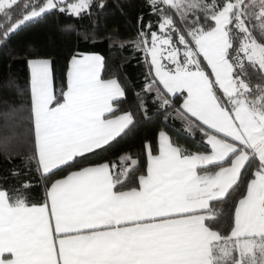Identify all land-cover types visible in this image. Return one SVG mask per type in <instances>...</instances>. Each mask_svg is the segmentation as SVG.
Segmentation results:
<instances>
[{"label":"snow or ice","instance_id":"1","mask_svg":"<svg viewBox=\"0 0 264 264\" xmlns=\"http://www.w3.org/2000/svg\"><path fill=\"white\" fill-rule=\"evenodd\" d=\"M20 3L0 0V37L53 10L90 15L94 0H28L14 19ZM141 6L157 31L138 15L137 40L120 46L144 52L142 92L155 91L161 106L167 94H186L181 115L199 122L210 151L192 152L160 131L157 154L147 139L142 146L144 166L129 152L93 161L137 123L131 112L116 115L125 88L104 78L98 54L73 55L58 94L52 61L28 60L34 147L26 163L35 162L43 191L37 203L29 182L0 186V264H264V0ZM105 38L120 39L118 30ZM230 193L237 199L222 232L213 202Z\"/></svg>","mask_w":264,"mask_h":264},{"label":"trees","instance_id":"2","mask_svg":"<svg viewBox=\"0 0 264 264\" xmlns=\"http://www.w3.org/2000/svg\"><path fill=\"white\" fill-rule=\"evenodd\" d=\"M27 2L21 0L18 9L14 6V19L18 14H23V4ZM96 2L94 0L90 15L85 14L82 18L53 10L22 26L10 34L9 38L0 37V186L11 188L29 182L35 185L29 198L37 203L41 201L44 181L35 171V162L26 163V157L32 155L34 147V131L30 119L31 74L27 63L30 58L43 57L52 61L54 90L57 94L65 79L70 58L87 52L101 54L105 61L104 78L115 77L125 88L126 99L118 102L120 111L116 115L131 112L137 123L124 138L114 142L107 151L94 156L93 161L105 162L106 159L112 160L129 152L144 166L146 155L142 146L147 139L153 145V154H157L160 131H165L174 144L182 145L192 152L210 149L207 143L167 120L166 116L171 112L183 113L182 102L186 94H167L170 104L161 106L155 91L142 92L149 72L144 52L137 50L135 44L120 46L122 40H137V33L141 30L137 22L138 15L143 14L145 25L153 22V31H157V17L151 14L150 9L141 6L142 0H104L103 8L96 7ZM4 22L0 18V23ZM114 29L118 30L120 39L109 42L105 37ZM84 35L89 39L85 40ZM158 86L162 89V85ZM137 93L143 98L146 112L138 107L140 101L136 98ZM183 116L194 122V126L199 123L190 114L184 113ZM13 172L19 175L13 176ZM66 174L60 172L54 178ZM236 199L237 194L230 193L224 202H213V206L223 212L218 224L222 232L228 229Z\"/></svg>","mask_w":264,"mask_h":264},{"label":"crops","instance_id":"3","mask_svg":"<svg viewBox=\"0 0 264 264\" xmlns=\"http://www.w3.org/2000/svg\"><path fill=\"white\" fill-rule=\"evenodd\" d=\"M84 54H98V55H101V54H99L97 52H87V53H84ZM30 59H48V58H43V57L40 58L39 57V58H30ZM30 59H28V60H30ZM69 62H70V60H69ZM182 104H183V102H182ZM122 113H119L117 115H120ZM167 120L169 122L173 123L174 125H176L177 127L181 128L182 130L187 131V132L193 134L195 137L199 138L204 143H207L206 142V138L203 137V134L199 130V128L196 127V126H194L187 118H185L184 116H182L180 113H178V112H171V113L167 114ZM208 151H210V149ZM205 152H207V151H205Z\"/></svg>","mask_w":264,"mask_h":264},{"label":"rangeland","instance_id":"4","mask_svg":"<svg viewBox=\"0 0 264 264\" xmlns=\"http://www.w3.org/2000/svg\"><path fill=\"white\" fill-rule=\"evenodd\" d=\"M167 117V116H166Z\"/></svg>","mask_w":264,"mask_h":264}]
</instances>
